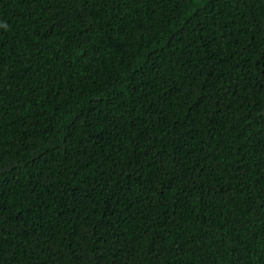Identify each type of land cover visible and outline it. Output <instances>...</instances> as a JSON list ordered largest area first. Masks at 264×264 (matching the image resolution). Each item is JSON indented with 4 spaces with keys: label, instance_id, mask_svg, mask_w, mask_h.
<instances>
[{
    "label": "trees",
    "instance_id": "1",
    "mask_svg": "<svg viewBox=\"0 0 264 264\" xmlns=\"http://www.w3.org/2000/svg\"><path fill=\"white\" fill-rule=\"evenodd\" d=\"M0 264H264V0H0Z\"/></svg>",
    "mask_w": 264,
    "mask_h": 264
}]
</instances>
